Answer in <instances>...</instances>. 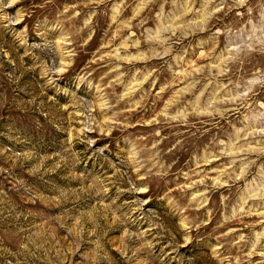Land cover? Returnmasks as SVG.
<instances>
[{"label":"rangeland","instance_id":"rangeland-1","mask_svg":"<svg viewBox=\"0 0 264 264\" xmlns=\"http://www.w3.org/2000/svg\"><path fill=\"white\" fill-rule=\"evenodd\" d=\"M0 264H264V0H0Z\"/></svg>","mask_w":264,"mask_h":264},{"label":"built area","instance_id":"built-area-1","mask_svg":"<svg viewBox=\"0 0 264 264\" xmlns=\"http://www.w3.org/2000/svg\"><path fill=\"white\" fill-rule=\"evenodd\" d=\"M232 2L236 3V4H244L246 3L248 0H231Z\"/></svg>","mask_w":264,"mask_h":264}]
</instances>
